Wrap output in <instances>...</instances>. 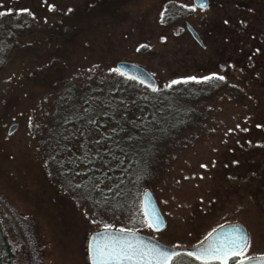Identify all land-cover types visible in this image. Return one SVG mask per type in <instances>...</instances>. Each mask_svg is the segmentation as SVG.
I'll return each mask as SVG.
<instances>
[{"label": "rangeland", "instance_id": "374dc122", "mask_svg": "<svg viewBox=\"0 0 264 264\" xmlns=\"http://www.w3.org/2000/svg\"><path fill=\"white\" fill-rule=\"evenodd\" d=\"M49 2L77 12L80 0ZM116 2L99 14L90 10L87 22H79L78 39L65 42L53 40L61 31L70 36V28L55 33L44 27L51 11L31 0L34 24L13 33L23 45L0 71V217L15 263L89 264L88 237L105 224L170 247H195L223 225L240 223L249 242L245 255L264 256V0H208L203 9L192 0ZM173 2L179 13H169ZM117 61L144 67L158 90L187 76L226 77L193 108L183 130L162 144V171L146 188L165 220L159 231L136 220L133 209L93 211L49 157L57 153L49 127L61 91L112 76ZM12 123L17 127L7 134ZM59 136L64 149L80 153V134ZM90 147L87 142L84 149Z\"/></svg>", "mask_w": 264, "mask_h": 264}, {"label": "trees", "instance_id": "16d2710c", "mask_svg": "<svg viewBox=\"0 0 264 264\" xmlns=\"http://www.w3.org/2000/svg\"><path fill=\"white\" fill-rule=\"evenodd\" d=\"M30 1L0 0V12L4 13L0 16V71L23 45L13 33H22L34 24L27 5ZM32 1L51 11L52 16L42 21L44 27L55 33L57 29L70 28V36H64L61 31L53 40L65 42L78 39L82 31L78 28L79 22H87L90 10L99 14L105 4L109 7L117 5L116 0H80L73 6L78 11L73 12L70 4L53 9L49 7V0ZM167 7L170 14L179 13L181 9L174 2ZM23 9L28 11H21ZM50 38L53 37L42 36L48 42H51ZM216 84V80L187 83L181 80L165 90L156 87L154 91L115 71L112 76L98 79L79 90L69 86L61 91L60 108L49 127L54 135L52 148L57 152L49 153V157L58 164V171L69 185L82 190L84 195L80 200L88 202L93 211L107 209L130 213L133 209L136 220L143 222L137 199L150 180L162 171L159 161L164 163L166 158L163 152L160 155L162 144L168 136L183 130L180 129L192 119L191 111L194 112L196 105L205 100L204 95L214 90ZM71 131L83 137L78 142L84 144L80 145V153L64 149L59 134L65 137ZM85 131L86 136H92L90 141L84 140ZM87 142L91 147L84 149ZM181 254L184 253L176 255L171 264L178 259L181 264L185 261L202 264L194 257ZM209 263L219 264L217 261ZM0 264H16L10 232L1 217Z\"/></svg>", "mask_w": 264, "mask_h": 264}, {"label": "snow or ice", "instance_id": "6c2138e0", "mask_svg": "<svg viewBox=\"0 0 264 264\" xmlns=\"http://www.w3.org/2000/svg\"><path fill=\"white\" fill-rule=\"evenodd\" d=\"M49 7H53L49 5ZM194 7V6H193ZM200 7L203 9L206 7L205 4L201 3ZM8 11H11L9 9ZM27 12V9L21 10ZM4 13L0 12V16H3ZM228 23V21H224ZM161 39H165L161 37ZM111 71V70H110ZM119 72V69H116ZM226 77L219 75L216 72L211 73L208 76H187L183 77L182 80L184 83L188 81H197V82H209L212 80H225ZM181 81L172 80L165 87H171L172 85L178 84ZM154 91L156 89H153ZM239 127V125H237ZM260 127V125H257ZM247 129H245L246 131ZM202 167H207L202 165ZM147 215V214H146ZM156 222H159L157 217ZM149 227H152L153 224L149 223ZM104 227L110 228L111 225L105 224ZM121 231L131 232V229H122ZM212 233H209V237ZM207 239V238H206ZM249 242L246 236L239 235L233 239H225L220 242H214L211 244L202 243L201 247L194 252H188L189 257H194L197 261H201L202 264H209L210 261H218L219 264H228L229 258L239 257V260H236L235 264H244L245 261H251L252 257L245 255L248 251ZM91 259L93 264H168L170 260L176 255L175 252H169L161 249H151L146 248L142 245L135 244L127 240H117L112 238L103 243H95L90 245L89 248Z\"/></svg>", "mask_w": 264, "mask_h": 264}, {"label": "water", "instance_id": "95a60500", "mask_svg": "<svg viewBox=\"0 0 264 264\" xmlns=\"http://www.w3.org/2000/svg\"><path fill=\"white\" fill-rule=\"evenodd\" d=\"M192 3L194 6L198 8H201L200 7L201 3L205 4L206 7L208 6V0H192ZM185 28L187 29L191 37L199 45H202L199 35L189 23L187 22L185 23ZM115 67L116 69H119V72L131 78L132 80L136 81L137 83L143 85L144 87L148 89L156 88V80L144 67L138 64L129 62V61H117L115 63ZM16 127H17L16 123H12L11 125H9L7 129V134L13 133ZM139 201H140V209H141V212L143 214V217L146 223L153 224V226L150 228L154 231H159L163 229L165 226V220L162 214L160 213L158 206L156 204V201L149 189H145L141 193ZM157 217L159 219L158 223L156 222ZM239 235H243L247 237L246 229L243 225H241L240 223L226 224L218 228L217 230L213 231L212 235L210 237L208 236L207 239H205L202 243L211 244L214 242H220L225 239H233ZM112 238H116L117 240H127L135 244L142 245L146 248L161 249V250H165L169 252H175L177 254H180V253L187 254L188 252L197 251L201 247V244H202L201 243L199 245H196L195 247H183V246L170 247V246H167L157 241L153 237H150V236H147L141 233H137L134 231L127 232V231H121V230L111 229V228H107V229L103 228V229L94 231L88 237L87 258H88L89 264H93V260L91 259V254L89 251L90 245L95 244L97 242L103 243ZM172 260H170L168 264H171ZM231 264H235V262ZM244 264H264V256L252 257L251 261H245Z\"/></svg>", "mask_w": 264, "mask_h": 264}, {"label": "flooded vegetation", "instance_id": "af4514ba", "mask_svg": "<svg viewBox=\"0 0 264 264\" xmlns=\"http://www.w3.org/2000/svg\"><path fill=\"white\" fill-rule=\"evenodd\" d=\"M174 259V258H173ZM233 260V261H232ZM236 260H239V257H235V258H231L228 261V264L234 263V261L236 262Z\"/></svg>", "mask_w": 264, "mask_h": 264}]
</instances>
